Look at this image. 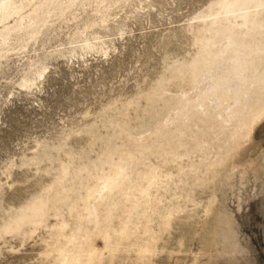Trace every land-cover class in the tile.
Here are the masks:
<instances>
[{"label":"rangeland","instance_id":"1","mask_svg":"<svg viewBox=\"0 0 264 264\" xmlns=\"http://www.w3.org/2000/svg\"><path fill=\"white\" fill-rule=\"evenodd\" d=\"M74 1L35 26L37 35L29 28L0 41V227L45 194L62 165L90 166L109 149L129 147L128 136L148 137L176 106L180 90L190 86L174 79V68L195 56L202 35H212L202 30L200 17L216 0ZM162 84L165 95L151 104L149 97ZM257 122L214 177L170 183L164 204L182 209L150 254L132 241L111 251L92 233L95 259L82 260L264 264V117ZM188 164L185 159V170ZM110 165L103 166L105 173ZM59 210H50L35 228L0 239V264H61L64 240L75 233L82 210Z\"/></svg>","mask_w":264,"mask_h":264},{"label":"bare ground","instance_id":"2","mask_svg":"<svg viewBox=\"0 0 264 264\" xmlns=\"http://www.w3.org/2000/svg\"><path fill=\"white\" fill-rule=\"evenodd\" d=\"M74 2L0 1V41L29 28L31 35H37L35 26L62 14ZM25 10L28 14L24 16ZM12 17L17 19L9 25ZM200 18L202 30H211L212 35H202L195 56L174 68V79L190 86L180 90L166 119L148 137L128 136L129 147L107 150L96 164L78 169L62 165L45 194L0 227V239L18 235L27 226L35 228L50 210L57 213L66 206L70 215L80 207L82 215L78 214L75 233L64 240L61 264L94 260L96 254L89 244L92 233L111 251L129 241L139 245L143 254L155 248L173 215L182 209L178 204L170 208L164 204L170 183H183L185 178L202 183L214 177L216 168L232 158L240 144H246L243 140L264 117V0H216ZM165 93L164 84L156 87L150 103ZM199 154L196 163L193 158ZM150 157L158 163H151ZM185 159L187 170L182 165ZM108 162L111 165L105 173L103 166ZM82 190L84 196L79 195ZM114 220L116 229L112 228ZM64 227L63 223L57 233ZM84 255L87 263L82 260Z\"/></svg>","mask_w":264,"mask_h":264}]
</instances>
